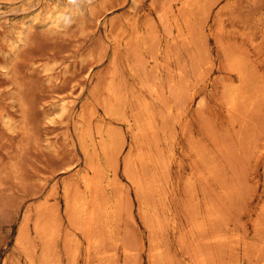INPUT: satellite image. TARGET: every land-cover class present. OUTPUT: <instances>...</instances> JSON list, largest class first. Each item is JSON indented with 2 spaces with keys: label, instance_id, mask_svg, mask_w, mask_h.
Here are the masks:
<instances>
[{
  "label": "rangeland",
  "instance_id": "1",
  "mask_svg": "<svg viewBox=\"0 0 264 264\" xmlns=\"http://www.w3.org/2000/svg\"><path fill=\"white\" fill-rule=\"evenodd\" d=\"M0 264H264V0H0Z\"/></svg>",
  "mask_w": 264,
  "mask_h": 264
},
{
  "label": "bare ground",
  "instance_id": "2",
  "mask_svg": "<svg viewBox=\"0 0 264 264\" xmlns=\"http://www.w3.org/2000/svg\"><path fill=\"white\" fill-rule=\"evenodd\" d=\"M56 20H57V19H56ZM232 88H233V87H232ZM237 88H238V87H237ZM237 88H236V89H237ZM239 88H240V87H239ZM239 88H238V89H239ZM228 90H229V89H228ZM233 90H234V89H233ZM240 90H242V89H239V91H240ZM237 91H238V90H237ZM237 91H235V90H234V91H231V88H230V90H229L230 95H229V93H228V94L226 93V94L231 98V102H232V101L234 102V100L237 98V97H236V95H237ZM229 97H228V98H229ZM239 97H240V95H239ZM229 100H230V99H229ZM239 101H240V100H239ZM239 103H240V102H239ZM232 104H233V103H232ZM234 104H235V103H234ZM234 106H235V105H234ZM232 108H233V107H232ZM236 110H237V109H236ZM130 123H131V122H130ZM109 143H110V142H109ZM87 183H88V182H87ZM105 184H106V182H105ZM108 184H109V183H108ZM105 187H106V186H105ZM89 193H90V192H89ZM90 195H91V194H90ZM86 197H87V196H86ZM87 198H88V197H87ZM90 198H91V197H90ZM88 200H89V199H88ZM84 202H85V201H84ZM88 203H89V202H88ZM88 203H87V204H88ZM78 205H79V204H78ZM81 205H82V204H81ZM79 206H80V205H79ZM82 208H84V207H82ZM108 209H109V208H108ZM86 210H87V209H86ZM105 211H106V210H105ZM108 211H109V210H108ZM109 216H110V215H109ZM109 218H110V217H109Z\"/></svg>",
  "mask_w": 264,
  "mask_h": 264
}]
</instances>
